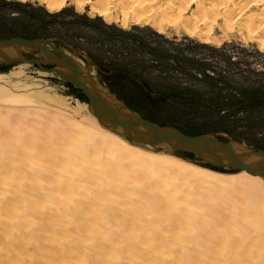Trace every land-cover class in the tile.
Returning <instances> with one entry per match:
<instances>
[{
	"label": "bare ground",
	"instance_id": "1",
	"mask_svg": "<svg viewBox=\"0 0 264 264\" xmlns=\"http://www.w3.org/2000/svg\"><path fill=\"white\" fill-rule=\"evenodd\" d=\"M41 1L51 12L68 0ZM85 1L91 0H77L78 7ZM209 1L230 22L243 19L247 6L261 3L246 0L229 11L230 0ZM207 2L96 0L93 7H105L95 11L108 22L113 12L122 11L126 21L134 16L139 24L153 22L159 32L164 21L195 31L207 15ZM246 20L249 28L264 29V13ZM5 110L4 116L0 112V245L8 247L0 254L9 252L5 263L264 264L263 177L189 169L184 161L159 154L174 153L168 148L129 143L102 124L78 123L49 109Z\"/></svg>",
	"mask_w": 264,
	"mask_h": 264
},
{
	"label": "rangeland",
	"instance_id": "2",
	"mask_svg": "<svg viewBox=\"0 0 264 264\" xmlns=\"http://www.w3.org/2000/svg\"><path fill=\"white\" fill-rule=\"evenodd\" d=\"M207 1L204 14L207 15L204 17L208 21L203 18L206 25L202 23L194 31L193 28H183L176 21H164L161 24L164 28L159 32L153 22L148 24L143 20L144 24H139L134 21V16H130L132 18L127 20L128 23L122 11L113 12V18L108 22L96 12L105 7L94 9L96 0L85 1L79 7L77 0H68L62 9L51 12L41 0H0V39H51L58 49L73 56L103 86L117 92L122 99L127 98L128 93L140 98L142 96L125 75L127 73L136 79L148 80L155 89L185 87L209 90L207 83H199L194 78L176 72L179 67L177 62H166L164 58L153 55L151 50L157 52L156 55L169 52L174 56H180L181 51H186L188 57L206 60L215 72L232 75L231 79L237 84L248 86L258 83L264 86V29L249 28L246 20L248 17L256 20L262 18L264 0H261L258 7L247 6L245 17L237 21L234 18L231 22L230 19L224 21L222 15L213 11L210 5L213 1ZM244 2L246 0H230L226 2V8L233 11L232 8L236 10ZM195 9L193 6L187 17ZM68 46L75 48L81 57L76 56ZM223 47V51H215ZM27 56L46 61L40 54ZM228 58L232 60L228 61ZM11 98L19 99L22 103L10 102ZM137 99L138 102H131V98L128 100L133 109L151 122L177 128L190 136L213 134L223 141H233L264 151V102H256L255 110L248 109L226 117L223 114H212L200 104L181 103L178 100L159 103L151 98L146 99L145 104ZM6 107L49 109L50 112L62 113L78 123L85 121L101 126L89 111L88 102L78 89L65 84L57 75L43 73L38 67L29 64L0 65V112L3 116ZM127 141L132 142L128 138ZM159 154L184 161L179 163L188 168L191 166L189 169L204 168L225 177L243 172L214 167L182 152ZM261 179L264 183V178ZM6 191L7 199L12 200L13 193L10 189ZM68 230L73 232L72 225H68ZM28 240L25 238L24 241ZM5 247L0 245L1 249L7 250ZM27 254H34L31 245L27 247ZM7 255L9 252L0 254V264H10L5 263Z\"/></svg>",
	"mask_w": 264,
	"mask_h": 264
},
{
	"label": "water",
	"instance_id": "3",
	"mask_svg": "<svg viewBox=\"0 0 264 264\" xmlns=\"http://www.w3.org/2000/svg\"><path fill=\"white\" fill-rule=\"evenodd\" d=\"M68 48L81 57L75 48ZM28 54H40L46 61L30 58ZM2 64H29L38 67L43 73L57 75L62 82L84 95L89 111L103 126L130 140L168 148L171 152H182L214 167L246 171L264 178V151L233 141H223L213 134L190 136L177 128L145 119L103 86L73 56L58 49L51 39H0Z\"/></svg>",
	"mask_w": 264,
	"mask_h": 264
},
{
	"label": "trees",
	"instance_id": "4",
	"mask_svg": "<svg viewBox=\"0 0 264 264\" xmlns=\"http://www.w3.org/2000/svg\"><path fill=\"white\" fill-rule=\"evenodd\" d=\"M224 47L220 50L215 49L216 52L223 51ZM153 55L164 58L167 61H175L179 64L177 68L178 73L186 77L194 78L199 83H207L209 90L203 91L199 89H190L185 87H169L166 90L155 89L148 80L136 79L132 74H125L134 85L138 88L141 93V98L135 94L128 93V97L122 99L117 92L111 90L116 96L123 100L131 109L133 107L130 103L134 102L139 98L142 103L146 104V99L151 98L156 101L171 102L174 100L181 101V103L187 104H200L206 108L209 112L215 115L227 117V115H235L244 110L252 109L255 110V103L260 101L264 102V86L258 83H251L248 86L244 84H237L231 79L230 74L218 73L209 67L206 60L193 59L187 56L186 51H181L180 56H174L173 54H159L151 50ZM232 59L228 58V61ZM235 65V64H233ZM247 73V72H246ZM241 74V73H240ZM248 75V74H247ZM115 78L116 76H111ZM137 97V98H136ZM129 99V100H128ZM254 105V106H251ZM135 110V109H133ZM139 114V111L135 110ZM264 128V125L262 126ZM188 155V154H187ZM189 157L191 155H188Z\"/></svg>",
	"mask_w": 264,
	"mask_h": 264
}]
</instances>
